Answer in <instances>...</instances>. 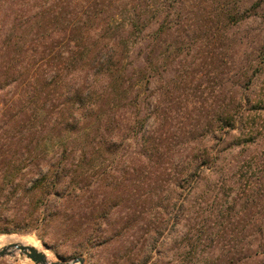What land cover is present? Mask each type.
Here are the masks:
<instances>
[{"label":"rangeland","instance_id":"374dc122","mask_svg":"<svg viewBox=\"0 0 264 264\" xmlns=\"http://www.w3.org/2000/svg\"><path fill=\"white\" fill-rule=\"evenodd\" d=\"M135 14L145 41L129 36ZM75 29L129 44L141 89L59 146L58 103L25 82L69 84L55 67ZM10 237L54 262L264 264V0H0V249Z\"/></svg>","mask_w":264,"mask_h":264},{"label":"trees","instance_id":"16d2710c","mask_svg":"<svg viewBox=\"0 0 264 264\" xmlns=\"http://www.w3.org/2000/svg\"><path fill=\"white\" fill-rule=\"evenodd\" d=\"M69 8L68 5L63 6L60 8V11H57V14L61 12V9L64 10L60 14L65 13V10ZM235 15H239V13ZM232 17L234 18V22L238 20L237 16ZM129 20L131 21V32L129 36L135 39L140 38L145 41V32L143 28H140L137 24L139 23L138 21H141L140 15L135 14L130 17ZM89 32L90 31L80 32L78 29H75L74 32H70V37L72 36L76 43L73 47L70 46L68 50L70 55L69 63L61 66L60 64L62 62H59L55 67L56 72L69 69V84H66V82L61 83L59 80H53L49 75H46L47 78L45 80H41L42 77L37 79L32 78L25 82L27 91L30 92L29 88H31L33 94H35L33 97L30 95L34 100L43 96L51 100V103L52 101L58 103L54 107L58 109L59 118L57 124L60 125V129L58 130L59 146L63 144V138L66 132L69 133L70 140L76 142L89 137L91 132L88 131H93V127L97 122H103L102 115L104 113V107L112 108L115 107V105L117 106V104L123 105V108L129 107L140 94L139 91L141 88H138L136 80H133L134 76H136V72L127 74L128 69L124 65L125 57L127 55L129 56L132 50L129 44L121 46L118 43L110 45L109 42L107 44L83 43L84 36L90 38ZM85 33L87 34L84 35ZM185 48H188L187 43L181 48H177L175 50V55H181ZM143 63L146 65L140 75L142 76L143 74L142 79H145V81H150V77H152L150 69L152 71L153 68L148 56L143 60ZM160 69L161 70L154 69V71L158 75H161L165 68L163 67ZM61 90H65L66 94L64 95ZM41 91H44L42 95ZM60 99L66 101V104L60 102ZM65 105L67 106L66 110L59 108ZM146 123V119L141 120L138 123L139 128L144 127ZM57 124L55 123V125ZM148 137L149 139L152 138L151 136ZM77 149L80 148L76 147V151ZM85 151L83 147L80 150V154H85ZM46 179L48 178L42 177L37 181L36 188L44 191ZM180 181H182V179ZM49 182L51 183L48 185L49 188H54L55 185L59 183L54 182L53 179H50ZM38 203L39 202L35 203V209L40 207Z\"/></svg>","mask_w":264,"mask_h":264},{"label":"water","instance_id":"95a60500","mask_svg":"<svg viewBox=\"0 0 264 264\" xmlns=\"http://www.w3.org/2000/svg\"><path fill=\"white\" fill-rule=\"evenodd\" d=\"M20 253L21 255H25L28 259H30L34 264H85L86 260L84 257H76L70 261H50L46 254L36 247L23 245L21 243H12L9 246H6L0 249V259L8 256H13L16 253Z\"/></svg>","mask_w":264,"mask_h":264},{"label":"bare ground","instance_id":"6f19581e","mask_svg":"<svg viewBox=\"0 0 264 264\" xmlns=\"http://www.w3.org/2000/svg\"><path fill=\"white\" fill-rule=\"evenodd\" d=\"M7 243H6V245H5V247L6 246H9L10 244H12V243H16V242H18V243H21V244H23V245H28V241L27 240H25V239H22V238H17V237H10V238H7ZM2 242V241H1ZM30 242V241H29ZM3 243V242H2ZM4 248V247H3ZM2 249V248H1Z\"/></svg>","mask_w":264,"mask_h":264}]
</instances>
